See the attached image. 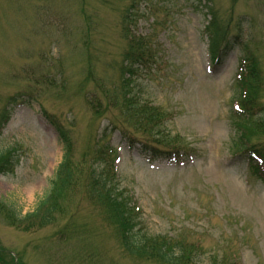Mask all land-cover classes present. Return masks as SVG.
<instances>
[{
	"label": "rangeland",
	"instance_id": "1",
	"mask_svg": "<svg viewBox=\"0 0 264 264\" xmlns=\"http://www.w3.org/2000/svg\"><path fill=\"white\" fill-rule=\"evenodd\" d=\"M242 58L257 72L249 106L235 89ZM127 92L154 117L127 109ZM258 106L264 0H0V264H166L126 250L88 190L96 169L131 200L136 240L182 242L197 264H264V183L233 157L244 140L264 151V126L233 117ZM137 142L194 161L148 164ZM60 187L52 221L27 218Z\"/></svg>",
	"mask_w": 264,
	"mask_h": 264
},
{
	"label": "trees",
	"instance_id": "2",
	"mask_svg": "<svg viewBox=\"0 0 264 264\" xmlns=\"http://www.w3.org/2000/svg\"><path fill=\"white\" fill-rule=\"evenodd\" d=\"M213 44H214L213 46L218 45V42H214ZM123 68L124 70L122 73L123 74L122 77L125 83L124 86L127 87L128 83L126 77L130 75L129 70L127 69V59H125L123 63ZM256 77H257V72L256 71L251 72L248 78L249 81H247V83L245 82V84L242 86V88L246 92L245 99L248 106L251 105L250 92L254 91L251 88H253L254 84L257 82ZM126 95L128 97L127 109L128 108L134 109L135 113H140L139 115L144 116L149 120L154 117L153 110H149V108L145 104L139 102L133 94L127 92ZM257 109L259 111L258 114H260V116L259 118L256 117L257 119L254 118L253 121H257L258 124H260V126H264V114H263L264 109L262 106H258ZM260 128L262 129V127ZM62 141L64 140L62 139ZM63 143L65 145L67 144V141H64ZM63 150H64V156L61 163V165L62 164L63 165H62V169L61 167L60 169L62 172L63 171L66 172L67 170L66 171L63 170L64 166L66 168L68 167L67 166L68 164L64 160L66 157L65 155L66 154L68 155L69 153L66 145ZM6 161L7 160L5 159V162ZM99 170L96 169L94 171H91L90 173L91 183L89 184L88 190L90 191V193L94 194L97 197L98 202L103 204L102 201H104L106 204H108V210H110V214H109L110 220H113L117 228H119L118 230L122 232V236L125 239V242L127 243L125 244L126 250H130V252H137V253L157 252V258L166 264H196L191 257H188L186 255L185 252L187 251L185 249V246L182 244V242L173 243L171 240H166L164 238H160V240H156V238H154L156 241L153 240L152 242H148L146 239H141L140 241H138V239L136 240V238L131 233L132 228L134 226V222H133L134 217L132 214V210L129 209L130 207L128 204H126V201L122 202L120 201V199H118V196L120 195L115 194L114 186L112 185V183L109 182L108 177L104 174V170L102 169ZM68 171H69V167H68ZM65 180H68V177L65 176ZM64 182L66 181H63V183ZM61 192L62 190L60 187L56 192H54L53 194L54 197L51 194L47 196L44 199V201L40 202L34 214L28 215L27 218L35 217L40 221L41 224L45 223V220L52 221L55 211L57 210L60 204L58 202L60 201V199L58 198L61 196ZM176 248H178V251H176ZM174 252H178L177 254L178 257L176 256V254H174ZM175 257H177V259H175ZM214 264H220V263L216 262Z\"/></svg>",
	"mask_w": 264,
	"mask_h": 264
},
{
	"label": "bare ground",
	"instance_id": "3",
	"mask_svg": "<svg viewBox=\"0 0 264 264\" xmlns=\"http://www.w3.org/2000/svg\"><path fill=\"white\" fill-rule=\"evenodd\" d=\"M31 194H29V196H30Z\"/></svg>",
	"mask_w": 264,
	"mask_h": 264
}]
</instances>
